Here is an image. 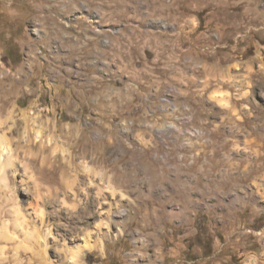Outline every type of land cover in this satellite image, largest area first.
Returning <instances> with one entry per match:
<instances>
[{
	"label": "rangeland",
	"instance_id": "374dc122",
	"mask_svg": "<svg viewBox=\"0 0 264 264\" xmlns=\"http://www.w3.org/2000/svg\"><path fill=\"white\" fill-rule=\"evenodd\" d=\"M0 136V264H264V0H0Z\"/></svg>",
	"mask_w": 264,
	"mask_h": 264
},
{
	"label": "bare ground",
	"instance_id": "6f19581e",
	"mask_svg": "<svg viewBox=\"0 0 264 264\" xmlns=\"http://www.w3.org/2000/svg\"><path fill=\"white\" fill-rule=\"evenodd\" d=\"M215 98L219 101V102H222L225 106L228 107L229 105V102L228 100L225 99L224 95L223 94H218V95H215ZM13 164V150L12 148L10 147L9 143L7 142V140H5L2 136H0V168L1 169H4L5 167H8V166H11ZM5 171V170H4ZM3 173V172H2ZM2 182H6V179L2 177ZM36 207V206H35ZM42 211V210H41ZM17 214H20L21 211L19 208L16 209L15 211ZM40 215V214H39ZM20 219V218H19ZM18 219V220H19ZM43 220V218H42ZM28 221V220H27ZM20 226V225H19ZM21 227V226H20ZM35 227V226H34ZM1 232H4L5 234V237L7 239H14V237L8 233L7 231H5L3 228L2 230H0V233ZM28 235V234H27ZM50 233L47 234V236H49ZM2 236H3V233H2ZM30 236V235H29ZM39 236V235H38ZM1 238V237H0ZM16 239V238H15ZM41 237H39V244H41ZM44 242V240L42 241ZM97 243V242H96ZM101 246V242L99 240V242L97 244H91L90 242H88L86 245H85V248L87 250H93V249H96V248H100ZM74 256H78L77 253H75Z\"/></svg>",
	"mask_w": 264,
	"mask_h": 264
}]
</instances>
